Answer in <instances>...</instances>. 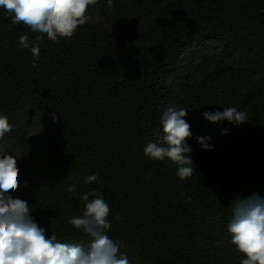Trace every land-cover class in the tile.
Returning a JSON list of instances; mask_svg holds the SVG:
<instances>
[{"label": "trees", "instance_id": "1", "mask_svg": "<svg viewBox=\"0 0 264 264\" xmlns=\"http://www.w3.org/2000/svg\"><path fill=\"white\" fill-rule=\"evenodd\" d=\"M89 9L109 25L88 20L71 38L37 42L42 34L0 8V115L12 126L0 154L18 160L12 195L47 238L85 247L68 221L85 210L84 195L103 196L108 235L130 264H240L232 207L264 198V0H95ZM119 19L126 31L115 30ZM21 35L39 44L38 60ZM169 106L186 109L191 126L194 172L184 180L170 159L144 154ZM230 107L246 123L204 118ZM197 137H211L213 150Z\"/></svg>", "mask_w": 264, "mask_h": 264}, {"label": "clouds", "instance_id": "2", "mask_svg": "<svg viewBox=\"0 0 264 264\" xmlns=\"http://www.w3.org/2000/svg\"><path fill=\"white\" fill-rule=\"evenodd\" d=\"M95 0H0L14 24L23 23L42 41L46 34L50 41L71 38L79 26L90 17L89 6ZM109 7L112 0H108ZM20 45L31 50L38 60L40 47L30 42L26 35L19 38ZM35 67L36 64L34 63ZM207 121L216 123L228 121L234 126L246 123V113L235 107L204 112ZM187 110L169 106L161 117L163 135L158 143L149 142L144 154L154 160L170 159L177 165V176L184 180L190 177L194 168L192 148L186 142L192 137L190 124L185 117ZM53 121L58 117L52 114ZM12 131L6 116L0 115V139ZM224 129L222 134L227 135ZM205 151H212L211 137H197ZM18 160L12 155L0 154V264H130L126 255L120 253L121 242L108 235L112 224L109 219L110 207L103 196L89 200L84 195L85 210L81 215L69 219L68 223L82 231L88 238L85 247L81 243H61L56 235L46 237V230L38 225L32 216V206L12 193L19 188ZM97 181L95 174L88 175L85 183ZM28 185L25 184V187ZM231 243L246 256L240 264H264V198L259 195L237 200L232 207V219L228 223Z\"/></svg>", "mask_w": 264, "mask_h": 264}, {"label": "rangeland", "instance_id": "3", "mask_svg": "<svg viewBox=\"0 0 264 264\" xmlns=\"http://www.w3.org/2000/svg\"><path fill=\"white\" fill-rule=\"evenodd\" d=\"M87 14L90 17V19H89L90 22H95V21L96 22H105V24L109 25V23L106 22L105 17H103L104 15H102V14L100 15L98 12L91 11L90 9L88 10ZM119 20L120 21H118V23L114 24L115 30H117L118 32H121V31H124V30L126 31L128 23L126 21H123V19H119ZM132 23H131L130 26H132ZM133 27H134V23H133ZM51 117H52V114H51ZM52 123H54L53 119H52ZM41 128L49 130V129H51V125L50 124L43 125Z\"/></svg>", "mask_w": 264, "mask_h": 264}]
</instances>
